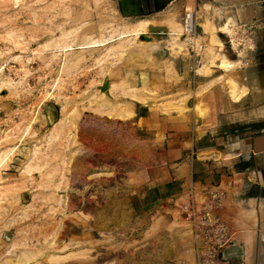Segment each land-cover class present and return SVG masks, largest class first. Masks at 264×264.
Listing matches in <instances>:
<instances>
[{
	"label": "rangeland",
	"instance_id": "1",
	"mask_svg": "<svg viewBox=\"0 0 264 264\" xmlns=\"http://www.w3.org/2000/svg\"><path fill=\"white\" fill-rule=\"evenodd\" d=\"M170 11L154 20L129 22L114 14L110 0H0V152L19 145L2 172L0 264H196L194 243L179 217L184 196L168 202L171 208L138 204L151 185L155 162L150 153L160 147L161 139L151 142L129 107H157L159 101L181 97L180 107L203 119L227 102L238 103L247 91L243 72L255 70L252 54L258 48L251 36V49L237 50L234 58L193 4L176 14L175 7ZM185 12L196 17L199 36L212 34L198 62L189 56L182 38L177 42L181 49L175 52L166 39L154 38L152 45L136 40L122 54L101 63L95 61L98 53L86 51L74 68L60 71L58 47L72 43L73 50L80 51L85 42L143 22L177 27L182 34ZM219 31L233 35L229 23ZM146 111L143 117L148 119ZM36 112L34 125L20 139ZM64 116L70 135L55 141L50 131ZM83 124L87 137L76 133ZM65 199L75 204L74 210L66 211ZM74 240L83 246L55 250L57 258L49 260L51 243L61 247L58 241L71 245Z\"/></svg>",
	"mask_w": 264,
	"mask_h": 264
},
{
	"label": "crops",
	"instance_id": "2",
	"mask_svg": "<svg viewBox=\"0 0 264 264\" xmlns=\"http://www.w3.org/2000/svg\"><path fill=\"white\" fill-rule=\"evenodd\" d=\"M110 1L116 15L129 22L172 14L173 7L176 14L187 3L193 4L214 26L215 38L225 51L232 35L219 29L226 23L232 33L237 26H249L257 52L264 51V0ZM211 37V33H200L205 44ZM243 75L244 98L225 103L203 119H196L192 110L178 115L160 114L153 106L134 110L136 124L152 137L150 141L161 139L160 147L150 153L155 162L151 185L138 204L171 208L168 202L189 192L210 187L225 191L219 215L229 224L231 234L221 264H264V73L244 70ZM144 110L148 119L143 117Z\"/></svg>",
	"mask_w": 264,
	"mask_h": 264
},
{
	"label": "bare ground",
	"instance_id": "3",
	"mask_svg": "<svg viewBox=\"0 0 264 264\" xmlns=\"http://www.w3.org/2000/svg\"><path fill=\"white\" fill-rule=\"evenodd\" d=\"M114 14H116V13H114ZM154 25V24H153ZM173 26V25H172ZM170 27V26H169ZM72 31V30H71ZM116 31V30H115ZM66 32H68V31H66ZM75 32H77V31H75ZM63 33V32H62ZM74 33V32H73ZM67 34H69V33H67ZM74 35H75V33H74ZM71 36V35H70ZM181 36H182V34H181V32H179L178 31V29H177V27L175 28V27H170V28H158V27H154V26H152L151 24H149L148 22H143V23H140V24H138L137 26H135V27H130V28H128V29H124V30H120V31H117V32H114V30H113V33H109V35L108 36H106V37H103V38H100V39H97V40H95V39H93V40H91L90 38H88L89 40H91V41H88V42H85V43H83L82 45H81V47L79 48V50L80 51H74L73 50V48H72V43L71 44H65L64 46H61V47H58L59 48V53H60V62H61V67H60V71H63V70H66V69H71V68H74L75 67V65L80 61V59L82 58V54H84L86 51H95V53H98V57L95 59V61L97 62V63H101V62H105V61H108V59L109 58H114L115 56H117V55H119V54H122L123 52H124V50H125V48H128V47H130L129 45H130V43H132V42H135L136 40L138 41L139 40V43H141V44H146V45H152V39H154V38H156L157 40L159 39V38H164V39H166L167 40V44H168V46L170 47V50L172 51V52H175V51H177L178 49H181V46H179V45H177V42L181 39ZM60 37V36H59ZM61 37H63V36H61ZM68 37V36H67ZM58 38V37H57ZM65 38V37H64ZM85 38V37H84ZM68 40V39H67ZM74 40V39H73ZM82 40V39H81ZM51 42V41H50ZM143 42V43H142ZM62 43V42H61ZM53 46H55V45H53ZM58 46H59V44H58ZM48 47V46H47ZM54 48V47H53ZM52 48V49H53ZM57 48V47H56ZM57 48V49H58ZM50 49V48H49ZM100 49V50H99ZM48 50V49H47ZM179 51V50H178ZM34 52V51H33ZM59 53H57V54H59ZM32 54V53H31ZM32 56V55H31ZM77 56H79V57H77ZM49 57V56H48ZM56 56H55V54H52V58H55ZM69 57H76V58H79V60H75V61H70V60H68L69 59ZM42 59V58H41ZM49 61V60H48ZM94 61V62H95ZM7 62V61H6ZM229 64V63H228ZM232 66H233V64H232ZM220 67V66H219ZM231 67V66H230ZM229 67V68H230ZM222 68V67H221ZM227 68V67H226ZM232 68V67H231ZM200 70H201V68H199L198 69V72H200ZM229 70H231V69H229ZM231 71H233V70H231ZM234 72V71H233ZM196 73V72H195ZM229 74V73H228ZM231 74V73H230ZM229 78V77H228ZM234 81V80H233ZM3 83V82H2ZM9 84V83H8ZM234 85V84H233ZM232 86V85H231ZM130 87H134L133 85H131ZM237 87V86H236ZM132 89H135V88H132ZM125 91H127V89H125ZM136 91H138V89H136ZM237 91H238V89H237ZM128 92H131L130 91V88L128 89ZM239 92V91H238ZM235 93V92H234ZM134 94V93H133ZM132 94V99H133V97H134V95ZM194 94V93H193ZM196 95V94H195ZM237 95H238V93H237ZM237 95H235V97L237 96ZM241 95V94H240ZM128 96H130L129 94H128ZM244 96V95H243ZM201 97V96H200ZM228 97H229V95H228ZM238 97V96H237ZM135 99V98H134ZM237 99V98H236ZM240 99V98H239ZM231 100V99H230ZM237 101H238V99H237ZM181 102V97H177V98H171V99H165V100H163V101H159V102H157L156 104H157V107H155L154 106V108H158L159 109V111L162 113V114H167V113H173V112H178V113H180V112H187L188 111V109L187 108H182V107H180V105H179V103ZM97 104V103H96ZM100 104V103H99ZM126 104H128V106H130V104L129 103H126ZM144 104V103H143ZM102 105H104L105 107H106V105L105 104H103V103H101V106ZM110 105V104H109ZM103 107V106H102ZM109 108V107H108ZM120 108V107H119ZM130 108V112L133 114V116H134V109H133V107L132 106H130L129 107ZM195 108V107H194ZM90 109V108H89ZM112 109V108H111ZM125 109V108H124ZM91 110V109H90ZM94 110V109H93ZM99 110V109H98ZM97 110V111H98ZM120 110V109H119ZM113 111L114 112H116V113H118L119 111H117L116 109H114L113 108ZM121 112V111H120ZM120 112L118 113V114H120ZM127 113V112H126ZM105 114V113H104ZM117 114V115H118ZM122 114H123V112H122ZM131 114V115H132ZM176 114V113H175ZM37 115H38V113L36 112V113H33V114H31V116H30V118L28 119V122L26 123V125H25V127H24V130H23V135L20 137V139H24L26 136H27V134H28V132L31 130V127H32V125H34V123H35V121H36V119H37ZM69 115V114H68ZM67 115V116H68ZM71 115V114H70ZM113 115V114H112ZM111 115V116H112ZM121 115V114H120ZM72 116H73V114H72ZM114 116V115H113ZM122 117V116H121ZM128 117V116H127ZM115 118V117H114ZM118 118V117H117ZM119 119H120V117H119ZM25 120H27V117H25ZM115 120V119H114ZM120 120H122V119H120ZM124 120V119H123ZM80 121V120H79ZM103 121V120H102ZM117 121H119V120H117ZM60 122V123H59ZM58 122V124H57V126H54L53 128H52V130L50 131V134H49V136L51 137V138H56L55 139V141L57 140V138H59V137H61V136H64V138H68L69 137V135H70V131H69V129L68 130H65V128H67L69 125H68V123H69V121H68V119H67V117L66 116H64V117H62L61 118V120ZM85 122V121H84ZM87 122V121H86ZM105 122H107V121H105L104 120V124H105ZM83 123V122H82ZM108 124H109V122H107ZM112 123V122H111ZM117 123V122H116ZM115 123V124H116ZM79 124H81V123H79ZM86 124V123H85ZM103 124V123H102ZM108 124H105V126L106 125H108ZM113 124V123H112ZM111 124V125H112ZM117 124H119V123H117ZM101 125V124H100ZM85 125L83 124V125H78V129H77V127H76V129H77V131H76V133H77V136H79V137H83V135L85 136L87 133H85V127H84ZM87 126H89V124H87ZM92 126V125H91ZM90 126V127H91ZM109 126V125H108ZM108 126H107V128H108ZM117 127H119L118 125H117ZM75 128V127H74ZM87 128V127H86ZM89 128V127H88ZM95 128V127H94ZM97 128V127H96ZM110 129L112 128V127H109ZM109 128H108V130H109ZM123 128V127H122ZM90 129V128H89ZM124 129V128H123ZM123 129H121V130H123ZM50 130V129H49ZM87 131L86 132H88V129H86ZM92 130H94L95 131V129H92ZM106 130V129H105ZM113 129H111V131H112ZM118 130V129H117ZM130 130V129H129ZM90 131H91V129H90ZM99 131V130H98ZM107 131V130H106ZM126 131V130H125ZM109 132V131H108ZM85 133V134H84ZM113 133H114V131H113ZM127 133H128V131H127ZM89 134H91V133H89ZM100 134V133H99ZM116 134V133H115ZM130 134V133H129ZM128 134V135H129ZM131 134H132V132H131ZM92 135V134H91ZM95 135V133L93 132V136ZM110 135V134H109ZM117 135H118V133H117ZM32 136V135H31ZM30 136V137H31ZM46 136V135H45ZM48 136V135H47ZM131 136V135H130ZM129 136V137H130ZM33 137V136H32ZM86 137H87V135H86ZM114 137V136H113ZM131 138H133L132 136H131ZM117 139V138H116ZM48 141V140H47ZM51 141V140H50ZM131 141H133L132 139H131ZM130 142V141H129ZM122 143V142H121ZM129 144V143H128ZM127 144V145H128ZM116 145V144H115ZM145 145V144H144ZM53 146V145H52ZM119 146V145H118ZM124 146V145H123ZM131 147V146H130ZM139 147V146H138ZM142 147V146H141ZM116 148V147H115ZM118 148V147H117ZM122 148V147H121ZM132 148V147H131ZM145 147H143V149H144ZM6 149V148H5ZM19 149V145L17 146V145H14L13 147H11V148H8V149H6V150H4V151H1L0 152V186L2 185V180H4V176H3V174H2V172H3V170L7 167V162L9 161V159L15 154V152L17 151ZM36 149V148H35ZM125 149V148H124ZM138 149V148H137ZM140 149V148H139ZM146 149V148H145ZM114 150V149H113ZM117 150V149H116ZM140 150H142V149H140ZM128 152H129V149L127 150ZM31 152H32V150H31ZM34 152V151H33ZM125 152V151H124ZM132 151H130V153H131ZM145 152V151H144ZM149 152V151H148ZM125 153H127V152H125ZM32 154V153H31ZM147 154V153H146ZM33 155V154H32ZM126 155V154H125ZM34 156V155H33ZM148 157H149V155H147ZM45 157V156H44ZM137 157H138V155H137ZM144 157H145V155H144ZM16 159V158H15ZM33 159V158H32ZM149 159V158H148ZM28 162V161H27ZM37 162V161H36ZM78 162V161H77ZM75 163V162H74ZM27 164V163H26ZM63 164H64V162H63ZM77 165H78V163H76ZM75 164V166H77ZM72 165H73V162H72ZM81 166V165H80ZM25 167V166H24ZM33 167V166H32ZM74 167V166H73ZM30 168V167H29ZM33 169V168H32ZM32 169H30V170H28V171H31ZM73 170V169H72ZM77 170V169H76ZM23 171V170H22ZM32 171H34V170H32ZM73 171H75V170H73ZM79 171V170H78ZM85 171V170H84ZM83 171V172H84ZM25 172V171H24ZM57 173V172H56ZM70 173V172H69ZM75 173H77V171H75L74 172V174ZM61 174V173H60ZM73 174V175H74ZM28 177V176H27ZM70 177V176H69ZM59 178H60V176H59ZM76 178V177H75ZM24 181V180H23ZM71 182H73L72 180H71ZM13 183V182H12ZM57 183H59L58 181H57ZM66 183V182H65ZM61 184V183H60ZM59 184V185H60ZM63 184H64V182H63ZM52 187V186H51ZM55 187V186H54ZM20 190V189H19ZM3 190H1L0 189V193L2 192ZM5 191V190H4ZM3 191V192H4ZM24 191V190H23ZM58 193V192H57ZM1 195V194H0ZM52 195V194H51ZM49 196V195H48ZM18 198V197H17ZM16 198V199H17ZM58 198H60V197H58ZM63 199V198H62ZM15 200V199H14ZM3 202V201H2ZM8 203V202H7ZM21 205V204H20ZM64 206V208L66 209V211H71V210H74V206H75V204L74 203H72V201L71 200H69V199H65V201H64V204H63ZM5 207V206H4ZM20 207V206H19ZM25 207H27V206H25ZM83 207V206H82ZM24 209V208H23ZM6 210V209H5ZM13 212V211H12ZM21 213H22V211H21ZM62 213V212H61ZM13 215H15V214H13ZM19 217V216H18ZM57 217V216H56ZM42 220V219H41ZM57 222V221H56ZM9 223V222H8ZM30 225V224H29ZM35 226V225H34ZM187 227V226H186ZM186 230H187V228H186ZM188 231V230H187ZM73 232V231H72ZM69 233V232H68ZM67 233V234H68ZM74 233V232H73ZM66 234V235H67ZM56 241V240H55ZM44 242V241H43ZM49 243V242H48ZM56 243V242H55ZM85 243H86V241H85ZM52 244V243H51ZM51 244H50V249H51V252L50 253H52L51 255L49 254L48 255V258H49V260L52 262V260H53V258H57V256L55 255V253H53V251H55V250H65L66 248H69V247H74V246H83V242H76L75 240H74V243H72L71 245H65L62 241H58V244H59V246H61V247H51ZM56 245V244H55ZM46 246V243H44V247ZM48 246H49V244H48ZM11 247V246H10ZM43 247V246H42ZM43 247V248H44ZM39 248V247H38ZM32 253V252H31ZM19 256V255H18ZM79 258V257H78ZM3 260H5V259H3ZM48 260V259H47ZM7 263V262H6ZM9 263V262H8ZM80 264H87V263H84V262H80Z\"/></svg>",
	"mask_w": 264,
	"mask_h": 264
},
{
	"label": "built area",
	"instance_id": "4",
	"mask_svg": "<svg viewBox=\"0 0 264 264\" xmlns=\"http://www.w3.org/2000/svg\"><path fill=\"white\" fill-rule=\"evenodd\" d=\"M195 16V13H194ZM184 13L182 18V36L188 54L194 61L201 58L205 43L197 33L196 17ZM251 28L237 26L231 38H227V48L237 58V50L251 49ZM244 64L246 58L241 59ZM225 191L210 187L200 192H189L178 204L179 217L187 225L194 243L196 264H221L222 253L230 243L231 228L220 217L219 210L225 200Z\"/></svg>",
	"mask_w": 264,
	"mask_h": 264
},
{
	"label": "water",
	"instance_id": "5",
	"mask_svg": "<svg viewBox=\"0 0 264 264\" xmlns=\"http://www.w3.org/2000/svg\"><path fill=\"white\" fill-rule=\"evenodd\" d=\"M255 69L260 72L264 73V51L256 52L253 56Z\"/></svg>",
	"mask_w": 264,
	"mask_h": 264
}]
</instances>
